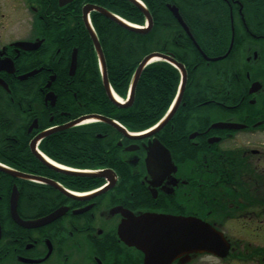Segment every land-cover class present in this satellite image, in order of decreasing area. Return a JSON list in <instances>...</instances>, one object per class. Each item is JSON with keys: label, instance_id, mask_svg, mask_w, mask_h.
Returning <instances> with one entry per match:
<instances>
[{"label": "flooded vegetation", "instance_id": "obj_1", "mask_svg": "<svg viewBox=\"0 0 264 264\" xmlns=\"http://www.w3.org/2000/svg\"><path fill=\"white\" fill-rule=\"evenodd\" d=\"M123 2L0 0V264H145L148 232L179 230L190 218L222 234V249L180 247L170 264L264 263V36L235 40L232 18L223 55L200 51L193 70L167 55L184 66L186 84L165 123L179 88L148 128L129 114L72 113L70 94L82 111L92 108L73 87L78 60L91 47L98 56L84 8L122 19L113 10ZM97 15L111 19L87 13L101 45ZM183 28L182 39L193 38ZM107 97L122 107L134 102L129 92L119 103ZM15 190L20 221L55 217L19 223Z\"/></svg>", "mask_w": 264, "mask_h": 264}, {"label": "trees", "instance_id": "obj_2", "mask_svg": "<svg viewBox=\"0 0 264 264\" xmlns=\"http://www.w3.org/2000/svg\"><path fill=\"white\" fill-rule=\"evenodd\" d=\"M141 1L153 18V27L148 32L133 31L100 15L94 22L105 55L108 80L115 93L122 98L127 97L138 66L149 54L170 55L189 65L195 56L201 55L200 51L207 56H221L232 36V18L235 40L243 36L255 39L264 36V0ZM169 5L178 7L193 38L185 35L182 39L186 31ZM113 11L131 23L144 25L146 22L144 13L128 0H124L121 7ZM81 30L87 35L84 27ZM186 55H189L188 61ZM78 62L79 69L72 78L73 87L79 89L76 91L80 97L91 98L88 103L92 108L82 111L81 103L78 102L80 99L70 94L71 102L77 107L72 113L94 112L110 116L129 114L139 120L142 128H148L168 111L180 86V71L169 62L158 60L147 65L142 72L133 105L122 107L113 104L103 89L94 48L91 47L89 56L80 57ZM189 68L193 70L191 65ZM59 78L65 79L64 74L60 73ZM102 103H107L104 109ZM112 108L118 109L112 111ZM5 177L0 173V178Z\"/></svg>", "mask_w": 264, "mask_h": 264}, {"label": "water", "instance_id": "obj_3", "mask_svg": "<svg viewBox=\"0 0 264 264\" xmlns=\"http://www.w3.org/2000/svg\"><path fill=\"white\" fill-rule=\"evenodd\" d=\"M129 1L133 3L136 7H138L144 13L146 20H147V24H146L147 27L141 28V27L134 26L101 7L90 6V8L89 7L84 8L85 25L93 38L94 45L98 52L99 60L101 62L104 87L109 97H111L115 101V103L116 102L119 103V101L114 96L112 88L110 87L108 75L106 71V66H105L104 53L101 48L100 42L96 36L95 31L87 19V13L89 10L95 9L121 26H124L128 29H131L137 32H142V33L148 32L153 27V18L149 10L144 6V4L140 0H129ZM169 7L171 11L173 12L174 16L176 17V19L188 31V28L186 27L182 19V16L180 15L178 7L176 5H169ZM159 59L171 62L176 67H178L182 73V81H181V85L179 88L177 98L168 113L170 115L164 121L165 123L170 118V116L175 112L177 106L179 105L181 97H182V93L184 91L185 84H186V71H185L184 66L176 62L172 57L167 56L162 53H152L143 59V61L140 63V65L138 66L134 74L132 85H131V90H130V95H129L130 96L129 101H132L134 97L137 83L140 79L142 72L146 68V66L151 64L155 60H159ZM218 59H220V57L211 59V60L215 61ZM75 67H76V57H73L72 73L73 71H75ZM125 105L126 104H124V106ZM96 118L100 119L101 117L96 116ZM73 124L75 123L73 122ZM54 130H58V129H54ZM50 132L51 131L45 132L43 133L42 136H46ZM38 156L40 157V155ZM57 169H60V168H57ZM60 170L65 173L72 174V175H78V176H93V177L100 176L99 174H96V173H87V172L82 173L78 171L75 172V171L63 170V169H60ZM12 210H13L14 218L23 225H39V224L41 225L43 223L50 221L52 218L55 217V214H54L52 216H49L33 224H26L20 221V218H18L17 213H16V190L14 191L13 196H12ZM148 235L151 237V239H153V242L148 244V248H145L144 246L142 247L145 250L146 255H147L145 264H170L172 259H174L177 255L176 250L181 249L180 247H188V252L217 253L220 249H222L221 244L224 243L222 234L218 233L211 225L207 223H203V222L195 223L194 220H192L191 218L188 219V222L181 224L179 226V230L172 228V227H166L165 229H160L155 226L154 229L148 232ZM161 249L165 251V255H162L161 252H159Z\"/></svg>", "mask_w": 264, "mask_h": 264}, {"label": "rangeland", "instance_id": "obj_4", "mask_svg": "<svg viewBox=\"0 0 264 264\" xmlns=\"http://www.w3.org/2000/svg\"><path fill=\"white\" fill-rule=\"evenodd\" d=\"M253 235L251 233H248V239H251ZM262 240V239H261ZM248 264H264L263 262L261 263H258L257 261H254V262H248Z\"/></svg>", "mask_w": 264, "mask_h": 264}, {"label": "bare ground", "instance_id": "obj_5", "mask_svg": "<svg viewBox=\"0 0 264 264\" xmlns=\"http://www.w3.org/2000/svg\"><path fill=\"white\" fill-rule=\"evenodd\" d=\"M118 100L122 101L119 97H117V95H114Z\"/></svg>", "mask_w": 264, "mask_h": 264}, {"label": "snow or ice", "instance_id": "obj_6", "mask_svg": "<svg viewBox=\"0 0 264 264\" xmlns=\"http://www.w3.org/2000/svg\"><path fill=\"white\" fill-rule=\"evenodd\" d=\"M134 226V225H133Z\"/></svg>", "mask_w": 264, "mask_h": 264}]
</instances>
